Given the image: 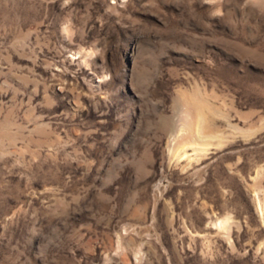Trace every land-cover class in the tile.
Wrapping results in <instances>:
<instances>
[{
  "label": "rangeland",
  "instance_id": "1",
  "mask_svg": "<svg viewBox=\"0 0 264 264\" xmlns=\"http://www.w3.org/2000/svg\"><path fill=\"white\" fill-rule=\"evenodd\" d=\"M0 264H264V0H0Z\"/></svg>",
  "mask_w": 264,
  "mask_h": 264
}]
</instances>
